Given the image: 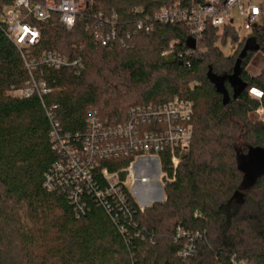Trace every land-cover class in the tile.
<instances>
[{
    "label": "trees",
    "instance_id": "trees-1",
    "mask_svg": "<svg viewBox=\"0 0 264 264\" xmlns=\"http://www.w3.org/2000/svg\"><path fill=\"white\" fill-rule=\"evenodd\" d=\"M87 1L88 9L70 30L56 16L36 23L39 41L24 56L0 24V264H264V174L242 189L237 168L249 147L264 146V124L249 118L264 110V69L255 76L246 72L253 55L264 57V23L241 39L232 24L221 29L207 24L201 37L206 51L187 54L194 47L185 24L154 22L150 33L132 34L133 23L144 16L153 19L163 6L189 9L205 0ZM8 2L0 0V14ZM111 12L118 16V34H131L126 47L116 42L100 47L93 38L92 17ZM229 37L235 48L225 57L219 45ZM248 39L257 50L239 60L245 89L232 98L225 81L230 100L223 105L208 69L216 76L231 75ZM44 51L80 58L82 70L43 67L39 74L37 68L27 69L26 63ZM31 74L44 81L47 93L26 99L8 95L24 88ZM129 89L143 91L135 101ZM174 98L192 105V138L175 169L168 152L159 155L161 171L172 180L164 187L163 203L139 211L121 188L122 207L108 198L107 211L84 194L85 209L79 213L66 188H45V176L60 158L52 148L53 124L60 133L74 135L84 132L88 112L115 126L132 107ZM177 229L185 235L177 238ZM188 245L191 250L182 257Z\"/></svg>",
    "mask_w": 264,
    "mask_h": 264
},
{
    "label": "built area",
    "instance_id": "built-area-1",
    "mask_svg": "<svg viewBox=\"0 0 264 264\" xmlns=\"http://www.w3.org/2000/svg\"><path fill=\"white\" fill-rule=\"evenodd\" d=\"M0 14V24L3 26L6 38L24 56L39 41V32L35 24L46 22L56 16L57 23L70 30L82 11L88 9L87 0H8ZM233 10L243 15L242 28L246 31H260L264 21V0L258 5L250 4V0H205L203 4L193 8L161 7L157 14L150 19L147 16L138 18L133 23L132 34H148L153 30L154 22L162 24H185L189 35L194 41V48L188 49L187 54L195 51L204 53L206 48L201 42L205 26L221 29L224 25L232 24ZM91 22L93 38L100 47L114 42L126 47L130 33L118 34V16L115 12L98 13ZM89 28V27H87ZM26 67L39 71L42 68L60 70L72 68L76 73L82 70L80 58L70 59L54 51L42 52L35 61L26 63ZM259 98L254 90L249 91ZM47 93L44 81L32 74L26 86L21 89H11L8 95L13 98H29L36 94ZM193 109L190 102L174 98L160 104L135 106L128 110L126 120L115 126L101 122L94 112H88L83 133L74 135L62 134L58 124H53L50 137L52 148L60 155L45 176L44 186L47 190H68V198L76 212L82 213L85 202L84 194L89 195L97 204L107 211L110 209L108 198L115 199L116 205L122 207L124 196L121 188H125L139 211V205L132 197L136 187L143 189L151 183L147 168L136 169L134 162L138 159H156L168 152L172 169L179 162V156L189 147L192 138L191 118ZM119 159H129V162L113 168L107 165ZM160 165V164H159ZM165 179V183L161 179ZM171 182L164 173L159 174V184L165 187ZM148 189V188H146ZM152 188L145 191V197H151ZM185 234L176 230V237ZM188 245L180 255L189 254ZM245 264V263H234Z\"/></svg>",
    "mask_w": 264,
    "mask_h": 264
},
{
    "label": "rangeland",
    "instance_id": "rangeland-1",
    "mask_svg": "<svg viewBox=\"0 0 264 264\" xmlns=\"http://www.w3.org/2000/svg\"><path fill=\"white\" fill-rule=\"evenodd\" d=\"M257 1L259 2V0H257ZM231 15L233 18L232 26L234 27L238 38L241 39L243 37L248 36L249 31H246L242 28L243 19H244L243 15L239 14L238 11H236V10H233L231 12ZM219 46H220L221 52L223 53V55L225 57H229L235 48V45L231 44L230 37L227 39L225 45H219ZM166 54H167L166 52H163V54H161V56H166ZM226 68H228V66ZM263 69H264V57H263V55H260L257 53L255 55H253V57L249 61L248 66L246 68V72L251 76H255V75L259 74V72ZM116 77L119 79V80L117 79L116 81L118 83H121L120 75H116ZM141 91H143V89H141V90L129 89V91H127V94L129 96L133 97L134 100L136 101V99L139 96V94L141 93ZM119 102L123 103V100L119 101ZM249 118L251 119L252 122H260V123L264 124V110L263 109L256 110L254 113L249 114ZM236 147H237L239 152H240V150H242V146L239 142L236 144ZM239 155H240V153H239ZM134 164H135L136 169H143V168L148 169L149 176L151 177V183L148 186H144L143 189L140 187L134 188L132 191L133 192L132 197H134V199L137 201V203L139 205L143 206L145 209L151 207L152 204L163 203L165 200L164 188L161 187V185L158 183L159 182V174L161 173V167L159 165L160 163L156 159H144V158H142V159L136 160L134 162ZM146 188H148V189H146ZM149 188H152V190H153L150 194L151 197L143 196L145 194V191L148 192ZM141 191L144 194H141Z\"/></svg>",
    "mask_w": 264,
    "mask_h": 264
},
{
    "label": "water",
    "instance_id": "water-1",
    "mask_svg": "<svg viewBox=\"0 0 264 264\" xmlns=\"http://www.w3.org/2000/svg\"><path fill=\"white\" fill-rule=\"evenodd\" d=\"M189 43L190 47L193 48L194 41L191 40L189 41ZM256 50L257 47L254 45V41L252 39H248L239 55V59L234 65L232 74L229 76H216L211 73L210 68L208 69L207 77L213 83L215 92L221 95L223 105H226L230 100V97L224 86L225 81H227L232 87V98H235L241 91H243L245 89V84L242 83L238 78L239 60L244 57L247 51ZM237 168L243 174L241 183L242 189H248L255 183L258 178H260L264 174V146L249 147L247 149L246 156L243 159L238 158ZM161 182L165 183V179L162 178Z\"/></svg>",
    "mask_w": 264,
    "mask_h": 264
},
{
    "label": "crops",
    "instance_id": "crops-1",
    "mask_svg": "<svg viewBox=\"0 0 264 264\" xmlns=\"http://www.w3.org/2000/svg\"><path fill=\"white\" fill-rule=\"evenodd\" d=\"M259 3H260V0L259 2L257 0H250V4L258 5Z\"/></svg>",
    "mask_w": 264,
    "mask_h": 264
},
{
    "label": "clouds",
    "instance_id": "clouds-1",
    "mask_svg": "<svg viewBox=\"0 0 264 264\" xmlns=\"http://www.w3.org/2000/svg\"><path fill=\"white\" fill-rule=\"evenodd\" d=\"M254 91L256 92L257 96H259V95H260V93H259V91H258V90H254Z\"/></svg>",
    "mask_w": 264,
    "mask_h": 264
},
{
    "label": "bare ground",
    "instance_id": "bare-ground-1",
    "mask_svg": "<svg viewBox=\"0 0 264 264\" xmlns=\"http://www.w3.org/2000/svg\"><path fill=\"white\" fill-rule=\"evenodd\" d=\"M141 170V169H140ZM142 171H143V169H142ZM141 194H144V193H142V191H141ZM143 196H146V194H144Z\"/></svg>",
    "mask_w": 264,
    "mask_h": 264
}]
</instances>
